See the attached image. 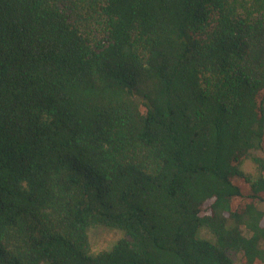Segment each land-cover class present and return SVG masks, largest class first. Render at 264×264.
I'll return each instance as SVG.
<instances>
[{
  "label": "trees",
  "instance_id": "obj_1",
  "mask_svg": "<svg viewBox=\"0 0 264 264\" xmlns=\"http://www.w3.org/2000/svg\"><path fill=\"white\" fill-rule=\"evenodd\" d=\"M237 256L264 264V0H0V264Z\"/></svg>",
  "mask_w": 264,
  "mask_h": 264
},
{
  "label": "rangeland",
  "instance_id": "obj_2",
  "mask_svg": "<svg viewBox=\"0 0 264 264\" xmlns=\"http://www.w3.org/2000/svg\"><path fill=\"white\" fill-rule=\"evenodd\" d=\"M258 156V154H256ZM242 170L251 176L257 174V165L252 159H247L241 166ZM87 235L89 238L90 249L92 253H98L104 250H109L118 240L124 237L122 231L114 228H107L101 226H91L87 230ZM201 236L213 240V236L209 231L203 229L201 231ZM235 264L238 263V256L235 257Z\"/></svg>",
  "mask_w": 264,
  "mask_h": 264
}]
</instances>
